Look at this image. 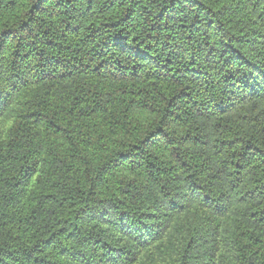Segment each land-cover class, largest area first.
I'll use <instances>...</instances> for the list:
<instances>
[{
    "label": "trees",
    "instance_id": "trees-1",
    "mask_svg": "<svg viewBox=\"0 0 264 264\" xmlns=\"http://www.w3.org/2000/svg\"><path fill=\"white\" fill-rule=\"evenodd\" d=\"M0 264H264V0H0Z\"/></svg>",
    "mask_w": 264,
    "mask_h": 264
}]
</instances>
